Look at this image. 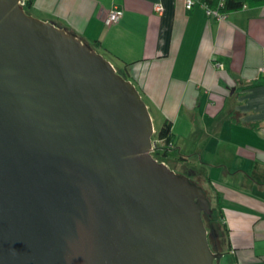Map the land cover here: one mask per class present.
Segmentation results:
<instances>
[{
  "label": "water",
  "instance_id": "water-1",
  "mask_svg": "<svg viewBox=\"0 0 264 264\" xmlns=\"http://www.w3.org/2000/svg\"><path fill=\"white\" fill-rule=\"evenodd\" d=\"M154 132L94 46L0 0V264H215L211 202Z\"/></svg>",
  "mask_w": 264,
  "mask_h": 264
},
{
  "label": "crops",
  "instance_id": "crops-1",
  "mask_svg": "<svg viewBox=\"0 0 264 264\" xmlns=\"http://www.w3.org/2000/svg\"><path fill=\"white\" fill-rule=\"evenodd\" d=\"M115 5L124 15L108 26ZM29 11L106 54L153 120L173 123L166 157L175 150L174 166L209 178L223 205L219 264H264V3L225 18L186 0H32Z\"/></svg>",
  "mask_w": 264,
  "mask_h": 264
},
{
  "label": "trees",
  "instance_id": "trees-1",
  "mask_svg": "<svg viewBox=\"0 0 264 264\" xmlns=\"http://www.w3.org/2000/svg\"><path fill=\"white\" fill-rule=\"evenodd\" d=\"M201 3L209 6L212 9H218L221 13H229L232 11L242 9L246 4L254 5L264 3V0H199ZM32 5V0H27L26 10ZM125 77V73L118 70ZM127 78V77H126ZM173 123L169 120L165 121L158 137L164 141L165 154L166 150H171L173 147ZM210 183V184H209ZM209 184V189L205 185H200L205 190L207 197L211 202L212 212L210 214L204 213V220L209 229V241L213 252L227 253L230 248V235L229 229L222 221L223 205L219 193L213 188L211 181L207 178L206 185Z\"/></svg>",
  "mask_w": 264,
  "mask_h": 264
},
{
  "label": "built area",
  "instance_id": "built-area-1",
  "mask_svg": "<svg viewBox=\"0 0 264 264\" xmlns=\"http://www.w3.org/2000/svg\"><path fill=\"white\" fill-rule=\"evenodd\" d=\"M26 3H27V0H20V4L22 6L26 7ZM196 4H201L206 9V13L209 16L218 17V18H225L226 17V14L221 13L218 9H212V8H210L209 6L201 3L199 0H186V7L188 9H192ZM155 9L158 12L161 13L163 11L162 4H160V3L155 4ZM123 15H124V9L121 6H119V5H115L106 14L105 20H104L105 21V24L108 25V26L109 25L116 24V23H118L121 20V18L123 17ZM220 66H222V64H220ZM262 71L264 72V68L262 69ZM155 142H156V145H155ZM161 142H163V140H161L158 136L155 139L152 138L151 154L156 159H158L159 161H162V162H164V163L167 164V162L165 161V159H161L164 155L163 154H162V156L159 155V154H161V153H159L161 150H162V153H164L163 151L165 150L164 148H161L160 147Z\"/></svg>",
  "mask_w": 264,
  "mask_h": 264
},
{
  "label": "rangeland",
  "instance_id": "rangeland-1",
  "mask_svg": "<svg viewBox=\"0 0 264 264\" xmlns=\"http://www.w3.org/2000/svg\"><path fill=\"white\" fill-rule=\"evenodd\" d=\"M27 11L28 12H30L29 11V8H27ZM106 58L108 57L106 54H103ZM107 59H109V58H107ZM150 113H151V111H150ZM153 115V114H152ZM152 118H153V116H152ZM153 124H154V129H155V132H154V135H153V139H155L157 136H158V133H159V131L161 130V128H162V124H161V122L159 121V119L156 117L154 120H153ZM161 139V138H160ZM162 140V139H161ZM165 143H164V141L163 142H161V144H160V147L161 148H164L165 147V145H164ZM163 145V146H162ZM169 150H166V152H168ZM164 153H162V150L159 152V153H161V154H159V155H161L162 156V154L164 155L165 154V150L163 151ZM176 155H177V152H175V150H173L172 152H169V155H168V157H166V155H164L161 159H165V161L169 164V165H171V167L178 173V174H187V175H189V177H190V179L193 181V182H195L196 184H198V185H205L206 186V188H208L209 189V184H207L206 185V182H204V180H201V179H197L195 176H193V175H191L189 172H187V170H185V168L182 166V165H180L179 167H177V166H174V164H173V161L175 160V157H176ZM215 264H219V259H216L215 260Z\"/></svg>",
  "mask_w": 264,
  "mask_h": 264
}]
</instances>
